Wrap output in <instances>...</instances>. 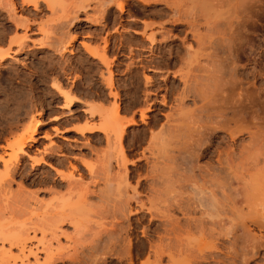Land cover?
I'll use <instances>...</instances> for the list:
<instances>
[{
	"label": "rangeland",
	"instance_id": "obj_1",
	"mask_svg": "<svg viewBox=\"0 0 264 264\" xmlns=\"http://www.w3.org/2000/svg\"><path fill=\"white\" fill-rule=\"evenodd\" d=\"M194 1L0 0L1 240L35 228L51 264H264V0ZM91 106L121 143L76 130L104 123Z\"/></svg>",
	"mask_w": 264,
	"mask_h": 264
},
{
	"label": "bare ground",
	"instance_id": "obj_2",
	"mask_svg": "<svg viewBox=\"0 0 264 264\" xmlns=\"http://www.w3.org/2000/svg\"><path fill=\"white\" fill-rule=\"evenodd\" d=\"M157 1V0H156ZM193 1V0H192ZM197 1V0H196ZM196 1H194V2H196ZM202 1H204V2H202ZM200 0V2H202V4H203V6L204 5H206V4H209L208 2V0H206L207 1V3H206V1L205 0ZM237 1V0H236ZM198 2V1H197ZM196 2V3H197ZM200 2H198L199 4H200ZM212 2V1H211ZM221 2V1H220ZM21 3H26V4H29V5H31L34 9H37L38 8V6H39V4L41 3H44L46 6H47V8H49V10L50 11H54V9H55V7H56V4H57V0H21ZM241 3V2H240ZM240 3H238V5H240ZM249 3V2H248ZM198 4V5H199ZM10 5H13V3H12V1H10ZM192 6H194L193 5V3L191 4ZM197 5V4H196ZM201 5V4H200ZM212 5V4H211ZM121 6V5H120ZM202 6V5H201ZM201 6H200V8H201ZM241 6V5H240ZM196 7V6H195ZM84 7H78V9H83ZM202 8H204V7H202ZM201 8V9H202ZM207 9H208V7H206ZM206 8H204V10H203V12L204 11H207V10H205ZM217 8V7H216ZM86 9V8H85ZM85 9H83L82 11H85ZM196 9V8H195ZM215 9V8H214ZM218 9V8H217ZM220 9V8H219ZM238 9V8H237ZM240 9V8H239ZM121 10V9H120ZM212 10L213 9H211V11H210V9H209V12H212ZM216 10V9H215ZM214 10V11H215ZM218 11V10H217ZM217 11H215V12H217ZM78 12H79V10H78ZM77 12V13H78ZM202 12V11H201ZM209 12H208V15H209ZM52 13V12H51ZM218 13V12H217ZM203 14V13H202ZM206 14V13H205ZM212 14V13H211ZM216 13H214V15H215ZM213 15V16H214ZM219 16H220V14H218ZM205 16H207V15H205ZM204 16V17H205ZM208 17V16H207ZM209 17H212V16H209ZM217 18V17H216ZM215 18V19H216ZM177 20V19H176ZM194 27V26H193ZM42 31H43V29H42ZM196 32L198 31V30H195ZM45 32V31H44ZM43 32V34H45ZM195 35V34H194ZM196 35H197V33H196ZM45 36V35H44ZM45 37H47V36H45ZM192 37H194V36H192ZM197 37H198V35H197ZM196 37V38H197ZM199 38H197V40L196 41H198L197 43L200 45L201 44V42H203V40L205 39V37H204V39H203V37L201 36V39H202V41H200V39L198 40ZM15 40V39H14ZM18 40H15L14 42H10V44H13V43H15V42H17ZM223 41H225V40H223ZM62 42V41H61ZM203 43H205V42H203ZM10 44H9V47H10ZM59 44H60V42H59ZM198 44H197V46H198ZM212 44V43H211ZM210 44V45H211ZM203 45V44H202ZM209 45V44H208ZM60 46V45H59ZM201 46V45H200ZM62 47V46H61ZM199 47V46H198ZM202 47V46H201ZM63 48V47H62ZM7 51L5 50V52H1L0 51V56H3V55H5L6 56V54L8 53V51H10V48H8L7 47ZM226 49V48H225ZM60 50H61V48H60ZM189 50H190V48H189ZM215 51V50H214ZM12 52V51H11ZM190 52V51H189ZM91 56L92 57H94V56H96V57H94V58H97L98 60H100V61H102V63H104L105 61H106V58H105V56L104 55H99L98 54V52L96 53V52H91ZM208 55V54H207ZM206 55V56H207ZM205 56V57H206ZM209 56V55H208ZM212 56H213V54H212ZM211 56V57H212ZM210 57V56H209ZM206 59H207V57H206ZM210 60V59H209ZM223 62V61H222ZM221 62V63H222ZM207 63V62H206ZM211 63H212V61H211ZM219 63V62H218ZM209 64V63H208ZM215 65V64H214ZM222 65V64H221ZM220 68V67H219ZM212 69V68H211ZM214 70V69H213ZM218 70V69H217ZM222 70V69H221ZM109 72V71H108ZM208 72V71H207ZM220 72V71H219ZM213 73V72H212ZM211 74V73H210ZM208 75V74H207ZM222 75V74H221ZM221 75H219V76H221ZM183 76V75H182ZM209 76V75H208ZM212 76V75H211ZM186 78H187V76H185ZM190 77V76H189ZM196 77V76H195ZM228 77V76H227ZM194 78V77H193ZM196 78H198V77H196ZM203 78V77H202ZM215 77H212V79H214ZM225 78V77H224ZM180 79H181V77H180ZM190 79V78H189ZM212 79H211V81H212ZM231 79V78H230ZM185 79H183V81H184ZM190 80H192V79H190ZM189 80V81H190ZM205 80V79H204ZM215 80V79H214ZM223 81V80H222ZM230 81V80H229ZM213 82V81H212ZM214 82H217V81H214ZM226 82V81H225ZM189 83V82H188ZM229 83V82H228ZM227 83V85H229ZM185 84V83H184ZM190 84V83H189ZM193 84H195V83H193ZM204 84V83H203ZM230 84H231V82H230ZM183 85V84H182ZM188 85V84H187ZM196 85V84H195ZM207 85V84H206ZM212 85V84H211ZM56 86V88L55 89H57V90H59V88H57V86L58 85H55ZM199 86H200V84H199ZM59 87V86H58ZM188 87V86H187ZM196 87V86H195ZM225 87V86H224ZM223 87V88H224ZM229 87V86H228ZM198 88V87H197ZM222 88V89H223ZM227 88V87H226ZM230 88V87H229ZM189 89V88H188ZM217 89V88H216ZM231 89V91L233 90L232 88H230ZM229 89V90H230ZM187 90V89H186ZM191 90V89H190ZM198 90V89H197ZM197 90L195 91V92H197ZM225 90V89H224ZM228 90V91H229ZM199 91H202V90H200L199 89ZM227 91V92H228ZM230 91V92H231ZM61 92V97H63V99L65 100V109H69L68 111H69V113H71V111H70V108L77 102L76 100H74L69 94H68V92H65V91H63V90H61L60 91ZM184 92H185V90H184ZM224 92V91H223ZM234 92V91H233ZM243 92V91H242ZM198 93V92H197ZM196 93V95H198ZM190 94V93H189ZM201 94H202V92H201ZM221 94V93H220ZM227 94V93H226ZM242 94V93H241ZM195 95V94H194ZM193 95V96H194ZM200 95V94H199ZM198 95V96H199ZM224 95H225V93H224ZM230 95V94H229ZM228 96V95H227ZM202 97V96H201ZM236 97V96H235ZM193 98V97H192ZM199 98V97H198ZM225 98V97H224ZM227 98V97H226ZM232 98V97H231ZM242 98V97H241ZM245 98V97H244ZM224 101V100H223ZM226 101V100H225ZM237 101H239L238 99H237ZM234 102V101H233ZM77 104V103H76ZM182 105V104H181ZM68 111H67V114H69L68 113ZM115 112H117V109H116V111ZM114 112V114H117V113H115ZM89 113H90V115H95L96 114V116L97 115H99V116H101L102 118H103V121H104V123L102 124V125H98V126H95V127H92V128H82V129H80V128H76V130H80L81 131V133H83V132H86V133H92V132H101V133H105V135H106V133L110 130V131H112L113 132V134L116 136V140L119 142V143H121V141H122V138H123V126L121 127V126H118L119 125V123L115 120L116 118H117V115H114V116H116L115 118H114V120H115V123H113V122H111V123H108V120L107 119H104V117H103V115H102V112L101 111H99V109H96L95 107H90V109H89ZM235 115V114H234ZM244 116V115H243ZM143 117V116H142ZM56 118V117H55ZM31 119L33 120V118L31 117ZM134 120V119H133ZM133 120H128V123L130 124V125H132V124H134V121ZM251 120V119H250ZM101 121V120H100ZM241 121V120H240ZM39 121L38 120H33V122L31 123L30 122V126L28 127V128H26L27 130V132L25 133V135L24 136H22L20 139H18L16 142H14L13 144H11V145H9V150H11V152H12V161H14V160H16L17 158H19L18 156H20L21 154H24L25 152H24V150H25V147L29 144V143H31V142H33V141H35L36 139H35V137H36V134L38 133V128H39V123H38ZM114 124V125H113ZM118 124V125H117ZM136 124V123H135ZM223 124V123H222ZM113 125V126H112ZM101 126V127H100ZM112 126V127H111ZM98 127V128H97ZM108 127H109V130H108ZM111 127V128H110ZM95 128V129H94ZM108 130V131H107ZM241 133V132H240ZM112 135V134H111ZM7 154V153H6ZM10 155V154H9ZM9 156H7V158H8ZM10 158H11V156H10ZM32 159V158H31ZM1 160H3V159H1ZM38 161H42V158H39V160L37 159V160H33V162H38ZM17 162V161H16ZM14 163V162H13ZM2 164H3V171H5L4 172V174H8L9 172L11 173V171L10 170H12L11 168H10V165H13V164H11V159H9L8 161H4V162H2ZM15 164V163H14ZM37 164V163H36ZM38 165V164H37ZM120 166V165H119ZM9 175V174H8ZM5 177V176H4ZM121 178V177H120ZM124 178V177H123ZM122 178V179H123ZM134 195V194H133ZM130 198H131V196H130ZM129 198V199H130ZM134 199V198H133ZM208 201H209V199H208ZM210 203L212 202H214L211 198H210V201H209ZM214 205V204H213ZM208 206H210V207H212L211 206V204H208ZM207 206V207H208ZM216 205H214V207H215ZM213 208V207H212ZM212 208H209V209H212ZM214 209V208H213ZM262 209V208H261ZM263 210V209H262ZM211 211H213V210H211ZM210 211V212H211ZM209 212V213H210ZM217 212V211H216ZM208 213V212H207ZM208 213V214H209ZM212 214V213H211ZM210 215V214H209ZM205 216H207V215H205ZM213 216V215H212ZM214 216H216V215H214ZM213 216V217H214ZM208 217V216H207ZM210 217V216H209ZM208 217V218H209ZM217 217V216H216ZM213 219V218H212ZM74 221V220H73ZM71 223V222H70ZM72 224V223H71ZM73 224H76V222L74 221L73 222ZM18 229V228H17ZM32 231H31V234H32V236L30 237V235H29V232L28 231H30L29 229H27V230H24L23 232L21 231V228H20V231H18L17 232V230H14V231H16V232H14L13 230V232L14 233H8L7 232V234H4L3 235V238H2V240L0 239V241H2V247H1V253H2V262L3 263H6V264H46V261H49V264H51V261H53L52 259H53V257H52V255H54V254H52L53 253V251H54V248L52 247L53 245L52 244H45V241H41V239H40V241L38 240V238H37V242L35 243V244H33V242H32V240L33 239H35L36 238V230H35V228H33V229H31ZM9 231H11V230H9ZM2 232H6V231H2ZM40 234H42V237H44V233L43 232H41ZM7 243L8 244V246H7V248H5L4 247V243ZM57 242V245L59 244V241H56ZM61 244V243H60ZM56 245V246H57ZM76 245V244H75ZM81 245V244H80ZM85 245V244H84ZM94 245V244H93ZM124 245V244H123ZM129 245V244H128ZM59 246V245H58ZM82 246V245H81ZM97 246V245H96ZM76 247V246H75ZM84 247V246H83ZM101 247H103V246H101ZM2 248H4V249H2ZM57 248V247H56ZM89 248V247H88ZM93 248H95V247H93ZM106 248V247H105ZM57 249H60V247L59 248H57ZM56 249V250H57ZM75 249V248H74ZM108 249V248H107ZM106 249V250H107ZM124 249H126V248H124ZM124 249H122V250H120V251H123ZM16 251L15 253L13 252V251ZM76 250V249H75ZM111 250V249H110ZM89 251H91V250H89ZM103 251V250H102ZM108 251V250H107ZM114 251V250H113ZM117 251V250H116ZM125 251H127V250H125ZM129 251V250H128ZM123 252L122 254H124L125 253V255H126V253L129 255V252ZM57 252V251H56ZM75 252V251H74ZM99 253V252H98ZM113 253H115V252H113ZM119 253V252H118ZM43 255V257H41V259H40V256L39 255ZM122 254H120V255H122ZM58 255V254H57ZM119 255V256H120ZM131 255H133V254H131ZM74 256V255H73ZM92 256V255H91ZM105 256V255H104ZM118 256V255H117ZM122 256H124V255H122ZM122 256H120V257H122ZM127 256V255H126ZM60 257V256H59ZM66 257V256H65ZM94 257V256H93ZM92 257V258H93ZM131 256H129V258H130ZM67 258V257H66ZM71 258V257H70ZM125 258V257H124ZM123 258V259H124ZM129 258H128V260H129ZM56 259V258H55ZM57 259H59V258H57ZM78 259V258H77ZM101 259V258H100ZM5 260V261H4ZM73 260V259H72ZM81 260V259H80ZM92 260H94L95 261V259L93 258ZM130 260H131V258H130ZM57 261V260H56ZM74 261H76V260H74ZM94 261H93V263H94ZM157 261V260H156ZM73 262V261H72ZM104 262V261H103ZM131 262H133V261H131ZM131 262H127V263H131ZM124 263H126V262H124ZM134 263V262H133ZM90 264H92V261H90ZM96 264V263H95ZM115 264V263H114Z\"/></svg>",
	"mask_w": 264,
	"mask_h": 264
}]
</instances>
